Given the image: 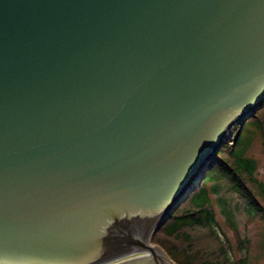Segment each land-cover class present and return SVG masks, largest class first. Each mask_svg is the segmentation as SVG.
<instances>
[{
    "label": "water",
    "instance_id": "water-1",
    "mask_svg": "<svg viewBox=\"0 0 264 264\" xmlns=\"http://www.w3.org/2000/svg\"><path fill=\"white\" fill-rule=\"evenodd\" d=\"M263 105L264 0H0V264H177L150 235Z\"/></svg>",
    "mask_w": 264,
    "mask_h": 264
},
{
    "label": "rangeland",
    "instance_id": "rangeland-1",
    "mask_svg": "<svg viewBox=\"0 0 264 264\" xmlns=\"http://www.w3.org/2000/svg\"><path fill=\"white\" fill-rule=\"evenodd\" d=\"M259 121H263L264 124V105L252 115L251 119L246 121L241 138L246 140L243 154L253 159L254 173L264 185V139ZM242 126L240 123H234L227 130L224 142L219 149L221 150V156L226 155V147L235 145L236 135ZM217 158L218 153L215 160ZM204 177L200 178V182ZM227 186L226 178L221 177L219 172H216L210 180L205 182V190L203 191L208 201L212 204L214 223L222 233L219 234L230 246V257L235 259L244 257L245 264H264V219L259 215H249L245 209L246 200L244 197L237 192L228 190ZM194 189L195 186H193L191 191ZM190 194L191 192L173 211L190 207L191 204L188 201ZM193 199L196 201V197L193 196ZM169 217L170 215L157 226L149 239L151 243L159 245L163 250H165L162 245L164 242L177 243L178 245L185 242L181 237L176 238L164 233L162 224ZM202 231L195 228V230L190 231V236L193 239V246L204 251L206 256L208 251L215 249L217 240L207 230ZM239 240L246 241L247 245H243Z\"/></svg>",
    "mask_w": 264,
    "mask_h": 264
},
{
    "label": "trees",
    "instance_id": "trees-1",
    "mask_svg": "<svg viewBox=\"0 0 264 264\" xmlns=\"http://www.w3.org/2000/svg\"><path fill=\"white\" fill-rule=\"evenodd\" d=\"M251 118L252 116L249 119ZM246 121L236 135L235 145L226 147L225 156H221V150L217 152L218 158L214 160V164L208 169L198 188L191 191L188 198L190 207L182 210L176 209L162 224L166 235L181 237L185 240L181 245L165 242L162 244L168 255L177 264H245L244 257L236 259L230 257L229 244L221 240L213 229L214 211L210 204H205L207 199L203 191L205 182L210 180L216 172H219L221 177L226 178L228 190L237 192L244 197L246 200L245 209L248 214L259 215L264 219V185L254 173L253 159L243 154L246 140L245 138L242 140L241 135ZM259 122L264 139V124L263 121ZM193 196L196 197V201ZM195 228L201 231L207 230L217 240L215 249L208 251L206 256L204 251L193 246L190 231ZM239 242L241 241L239 240Z\"/></svg>",
    "mask_w": 264,
    "mask_h": 264
},
{
    "label": "bare ground",
    "instance_id": "bare-ground-1",
    "mask_svg": "<svg viewBox=\"0 0 264 264\" xmlns=\"http://www.w3.org/2000/svg\"><path fill=\"white\" fill-rule=\"evenodd\" d=\"M232 125H233V124H232ZM232 125H231V126H232ZM231 126H230L229 128H231ZM229 128H228V129H229ZM228 129H227V130H228ZM227 130H226V132H227ZM226 132H225V133H226Z\"/></svg>",
    "mask_w": 264,
    "mask_h": 264
}]
</instances>
